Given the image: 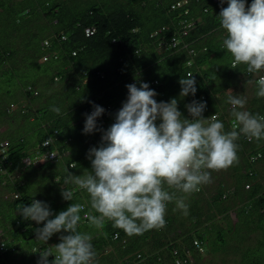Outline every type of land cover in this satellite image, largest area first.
<instances>
[{"label": "trees", "instance_id": "trees-1", "mask_svg": "<svg viewBox=\"0 0 264 264\" xmlns=\"http://www.w3.org/2000/svg\"><path fill=\"white\" fill-rule=\"evenodd\" d=\"M177 1L0 0V125L8 126L0 130L6 142L0 147V264H38L39 247L57 255L55 244L66 233L40 245L35 229L43 222L17 212L32 199L49 205V218L80 204L79 231L93 236L97 264H264V139L250 142L241 135L238 162L226 169L227 177L187 196V215L169 203L166 226L142 235L129 237L111 221L102 229L89 227L87 216L99 214L88 194L64 183L67 170L81 176L90 171L88 150L100 143L101 132H82L85 114L93 103L102 106L97 125L107 129L129 83L147 82L158 102L176 98L185 117L186 104L204 101L203 116L216 114L226 132L236 123L230 93L247 98L245 110L264 116V98L256 96L264 73L232 68L231 54L222 48L226 33L218 14L227 0L171 7ZM188 73L197 91L180 97L178 81ZM45 151L56 157L36 161ZM256 152L260 156L249 161ZM24 158L36 163L25 165ZM62 188L74 193L73 201L62 198Z\"/></svg>", "mask_w": 264, "mask_h": 264}, {"label": "clouds", "instance_id": "clouds-1", "mask_svg": "<svg viewBox=\"0 0 264 264\" xmlns=\"http://www.w3.org/2000/svg\"><path fill=\"white\" fill-rule=\"evenodd\" d=\"M177 2L181 5L185 0ZM219 2L223 5L225 0ZM218 17L220 28L226 33L222 48L231 54L232 68L244 65L250 74L264 73V0H251L248 5L246 0H227V7H221ZM84 31L90 33L88 28ZM195 82L192 73L181 77L179 96L195 95ZM256 85V96L264 98V75L258 77ZM125 87L127 99L107 129L97 125V118L105 112L102 106L93 103L91 113L85 114L82 132H101L100 143L88 150L90 171L81 176L67 170L64 183H71L88 194L91 208L99 214L87 216L89 227L102 229L111 221L131 237L164 228L169 203H175L187 215L186 197L211 182V171L226 170L238 162L237 141L241 135L250 142L264 139V116L245 110L247 98L230 93L227 103L236 123L231 121L232 130L226 132L216 114H211L209 119L203 116L204 101L186 104L189 115L185 117L176 98L158 102L157 93L147 82L139 81V87L137 83ZM52 111L60 113L57 107ZM4 140L0 141V147L5 145ZM48 152L36 161L46 160ZM257 154L260 156L259 152L251 154L249 161H255L259 156L254 160L250 157ZM50 155L56 157L54 153ZM26 163L33 164L28 159ZM177 192L183 195L178 197ZM61 196L73 201L74 193L62 188ZM17 212L25 220L43 222L42 227L35 229V239L40 245H47L54 234L66 233L55 244L57 255L50 247L36 250L38 264H97L93 236L79 231L80 204L72 202L66 210L49 218L53 217L49 205L32 199L30 205H22ZM49 256L54 259L49 261ZM178 262L175 260V264Z\"/></svg>", "mask_w": 264, "mask_h": 264}, {"label": "rangeland", "instance_id": "rangeland-1", "mask_svg": "<svg viewBox=\"0 0 264 264\" xmlns=\"http://www.w3.org/2000/svg\"><path fill=\"white\" fill-rule=\"evenodd\" d=\"M10 124L12 126H15L13 122L12 123L10 122ZM0 127H1V132H2L8 126L5 123V124L0 125ZM8 129H10V128H8ZM254 166L257 167L256 165H254ZM225 172H226V170H224V171L223 170L213 171V174L211 175V182L207 185L208 186L217 185V182L220 181V179L223 180L227 177ZM259 180L264 185V171L261 172V176H260ZM203 188H204V186H203Z\"/></svg>", "mask_w": 264, "mask_h": 264}, {"label": "built area", "instance_id": "built-area-1", "mask_svg": "<svg viewBox=\"0 0 264 264\" xmlns=\"http://www.w3.org/2000/svg\"><path fill=\"white\" fill-rule=\"evenodd\" d=\"M180 5L179 2H175L174 5H171V7L173 6H178ZM86 32H88V30H86ZM185 31H182V33L184 34ZM171 45H174V42L172 41ZM112 122H114V117L112 118ZM47 156V155H46ZM259 155L257 154L256 156H251L250 160H254L256 157H258ZM49 157H51V155H49ZM3 246V243L0 241V249H2L1 247Z\"/></svg>", "mask_w": 264, "mask_h": 264}, {"label": "bare ground", "instance_id": "bare-ground-1", "mask_svg": "<svg viewBox=\"0 0 264 264\" xmlns=\"http://www.w3.org/2000/svg\"><path fill=\"white\" fill-rule=\"evenodd\" d=\"M114 117V116H113ZM112 117V118H113ZM50 153H54L55 154V156H56V153L55 152H49L48 154H47V157H48V159H54V157H49V155H50ZM26 161H27V158H24L23 160H22V162L25 164V165H28L27 163H26ZM33 163H36L35 161H33Z\"/></svg>", "mask_w": 264, "mask_h": 264}]
</instances>
